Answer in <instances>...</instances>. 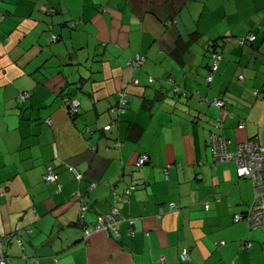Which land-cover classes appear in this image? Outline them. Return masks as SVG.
Returning a JSON list of instances; mask_svg holds the SVG:
<instances>
[{"label":"crops","instance_id":"0c3cea01","mask_svg":"<svg viewBox=\"0 0 264 264\" xmlns=\"http://www.w3.org/2000/svg\"><path fill=\"white\" fill-rule=\"evenodd\" d=\"M248 33L255 41L240 44ZM215 48L222 61L207 83ZM137 53L145 62L133 67ZM121 90L125 108L112 112ZM65 96L80 100L76 119ZM218 96L226 107L212 103ZM212 132L230 151L247 139L264 144V0H0L7 264H264V225L234 220L253 202L251 179L233 161L213 165ZM142 154L148 160L137 166ZM49 167L56 182L43 177ZM131 183L118 202L112 191ZM112 208L119 236L85 241L84 225Z\"/></svg>","mask_w":264,"mask_h":264},{"label":"built area","instance_id":"2783aa9c","mask_svg":"<svg viewBox=\"0 0 264 264\" xmlns=\"http://www.w3.org/2000/svg\"><path fill=\"white\" fill-rule=\"evenodd\" d=\"M175 19H167L164 24L170 25L175 23ZM73 25V23H71ZM57 36L51 35L50 41H55ZM255 35L249 33L246 36L239 37L238 41L240 44H243L246 40H254ZM222 58L221 53H214L212 55V65L211 69L214 71L217 69L220 59ZM145 62V56L141 54H135L130 57L129 64L133 67L142 65ZM242 78V76H239ZM212 79V73L207 75V81ZM22 99L27 97V93H23L20 96ZM127 102L125 97V91L121 90L119 92V100L116 106L111 108L112 112L119 113L124 110V105ZM213 104L219 108L224 107V101L221 97H215L212 100ZM62 104L69 115L73 118H77L79 113L80 100L77 97L65 96L62 98ZM217 126L220 127V123H217ZM244 126V121L242 120L238 127L241 128ZM230 143V140L223 135L216 134L212 132L210 134V146L213 154V165L221 162L233 161L236 164V174L238 177L248 176L252 181V186L254 190V199L246 213H236L234 215V220L239 221L245 219L250 228H257L264 225V144L260 143L255 139H247L243 142H240L234 151L227 149V145ZM147 155H141L136 162L137 166H141ZM70 169L74 172L77 179L82 178V173L76 168V166L71 165ZM45 181L47 182H56L58 174L54 169L49 167L43 175ZM96 186V181H92L89 184V188H94ZM136 188V184L131 183L127 185L122 192L112 191V195L115 199L120 202L124 199H128L132 191ZM79 195L80 202V215L79 219H83L84 212L87 210V200L85 196L81 193ZM176 207V203H172ZM205 207H208V202L205 201ZM121 216L117 208H112L106 213L99 214L96 220L90 225H84L83 227V238L87 241L92 235L101 233L106 237H117L120 234L119 223L121 221ZM129 223L128 232L133 235L135 233L134 218L130 217L127 219ZM30 231V229H26ZM1 242V239H0ZM223 242V241H221ZM18 244H22L21 239H17ZM250 243H245L242 247H248ZM179 257L182 261H185L189 258V252L187 248H183L179 252ZM0 264H7V260L4 255H0ZM158 264H166V260L161 258Z\"/></svg>","mask_w":264,"mask_h":264},{"label":"trees","instance_id":"16d2710c","mask_svg":"<svg viewBox=\"0 0 264 264\" xmlns=\"http://www.w3.org/2000/svg\"><path fill=\"white\" fill-rule=\"evenodd\" d=\"M249 34V33H248ZM254 34V33H253ZM247 35V34H246ZM246 35H244V36H246ZM255 35V34H254ZM241 37H243V36H241ZM238 39V38H237ZM255 39H256V35H255ZM255 39L254 40H246L245 42H247V41H249V42H254L255 41ZM57 40V39H56ZM239 42V41H238ZM244 42V43H245ZM243 43V44H244ZM214 53H221V55H222V50H220V49H213L212 51H211V55H210V59H211V61H210V63H209V65H208V72H207V74H206V81H207V75L209 74V73H212V79L210 80V81H207V83H210V82H212V80H213V78H214V75L216 74V72L219 70V67H220V63H221V61H222V58L220 59V61H219V64H218V67H217V69L216 70H212L211 69V65H212V55L214 54ZM140 66H142V65H140ZM138 67V66H137ZM239 76H242V75H239L238 74V79L239 80H242L243 79V76H242V78H240ZM177 88V87H176ZM218 97H221V96H218ZM222 98V97H221ZM223 99V98H222ZM212 100V99H211ZM210 100V101H211ZM223 101H224V99H223ZM213 103V102H212ZM125 105H126V103H125ZM125 105L123 106L124 108H125ZM216 106V105H215ZM224 107H226V103H225V101H224ZM224 107H222V108H224ZM219 108V107H218ZM114 114V113H113ZM78 115V114H77ZM218 123H221V119L219 118V122ZM239 125V124H238ZM216 126H217V124H216ZM217 128H221V124H220V127H218L217 126ZM214 133H216V134H219V135H223L224 136V134H222L221 132H214ZM228 139V138H227ZM261 143V142H260ZM143 155V154H142ZM140 157V156H139ZM147 160H148V156H147V159L145 160V162L143 163V164H145L146 162H147ZM221 163H223V162H221ZM142 164V165H143ZM219 164V163H218ZM141 165V166H142ZM245 177H247V178H249L248 176H245ZM250 179V178H249ZM252 182V181H251ZM254 199V198H253ZM250 207V206H249ZM249 207H248V209H249ZM248 209H246L244 212H242V213H246L247 211H248ZM242 220H244L246 223H247V221L245 220V219H242ZM240 221V220H239ZM247 225H248V223H247ZM248 227H249V225H248ZM250 228V227H249ZM223 241V240H222ZM247 243H250V245L249 246H251V242L250 241H246ZM246 242H244L243 244H245ZM220 243H223V242H221L220 241ZM248 246V247H249Z\"/></svg>","mask_w":264,"mask_h":264}]
</instances>
